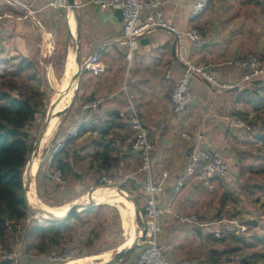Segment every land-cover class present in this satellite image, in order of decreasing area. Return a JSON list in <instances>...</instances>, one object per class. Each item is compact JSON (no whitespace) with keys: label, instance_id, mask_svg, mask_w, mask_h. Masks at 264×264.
Masks as SVG:
<instances>
[{"label":"crops","instance_id":"obj_1","mask_svg":"<svg viewBox=\"0 0 264 264\" xmlns=\"http://www.w3.org/2000/svg\"><path fill=\"white\" fill-rule=\"evenodd\" d=\"M21 1L31 6L34 16L24 21L12 19L3 23L0 30V59L3 62L4 57L10 55L19 56L20 60L26 58L38 67L47 83H50L48 70L54 77L58 72L62 74V70L58 71L59 59L64 63L63 78L65 64L71 55L76 72L77 58L82 68L93 54L99 56L105 69L100 74L81 72L68 104L71 108L57 117L61 123L53 138L48 140L50 143L43 145V137L39 151L47 149L49 160L53 146L64 140L68 131L81 122L79 136L70 141L49 166L46 159V185L43 182L42 188L53 185L56 192L60 189L66 193L70 190L85 192L91 185H97L102 176H107L111 183L100 184V187L118 185L137 200L140 208L144 207V176L141 162L132 150V104L146 123L149 138L156 146L153 165L165 185L160 203L165 204L168 200L194 149L214 150L227 159L228 177L216 180L209 189H199L195 182L188 183L175 209L178 215L199 212L210 219L226 217L227 202L239 187L240 191L244 190L239 176L246 170L243 160L252 156L246 145L254 143L248 140L250 135H255L235 130L225 120L228 116L242 114V104L255 99L254 95L250 98L251 90L255 88L256 93H261L260 89L264 87L259 85L264 79L242 82L243 70L227 63L258 53L264 64V0H212L208 10L194 20L191 15L199 0H164L167 19L176 33L162 30L142 39L129 69L125 59L127 47L120 43L123 18L117 16L116 10L102 9L92 0H74V6L62 13L47 8L45 0ZM6 13L14 16L26 14L14 4L0 0V14ZM35 22H39L43 30ZM194 27L202 31L203 41L186 40V56L198 65H218L212 70L213 76L234 88L218 91L206 81L193 78L187 93L186 110L182 116L176 117L170 94L183 71L176 58L177 33ZM99 98L104 102L98 109L83 108L87 102ZM183 133L192 136L191 144L182 138ZM242 137L247 140L242 141ZM47 150L44 155L48 154ZM248 166L251 168L252 164ZM40 169L38 166L36 176ZM49 169L50 172L59 170L66 185L52 181L48 176ZM96 185L95 189L100 188ZM36 186L41 188L39 181ZM204 190L211 195L203 194ZM219 198L222 206L217 209L215 204ZM180 228L188 238L199 233L203 241L214 239L201 231H188L170 222L162 241L168 256L183 247L178 245L173 232Z\"/></svg>","mask_w":264,"mask_h":264},{"label":"rangeland","instance_id":"obj_2","mask_svg":"<svg viewBox=\"0 0 264 264\" xmlns=\"http://www.w3.org/2000/svg\"><path fill=\"white\" fill-rule=\"evenodd\" d=\"M252 55L261 57L258 53L249 56ZM60 61L62 60L59 59L58 61V71L62 70V74L58 72L57 76L54 77L48 70L50 83L44 82L42 73L40 74L38 67L34 63H32L31 67L28 64H24L25 69L23 70V67L19 66V56L10 55L9 57H4L5 63L0 65V89L15 95L18 93L23 94L40 112L37 121L29 129L30 135L34 138V140L32 139L33 150L45 124L47 115L55 107V104L58 105L60 103L59 97H56L58 90L61 89L62 79L60 80L59 76L62 78L61 75H63L64 68L63 61ZM260 90L261 93H256L255 88H253L250 98L254 95L255 99L253 101L246 100V103L242 104L243 106L246 105L244 107L241 105L242 114L240 116L253 123L251 132L255 135V137L251 135V138L249 137L250 140L248 141H253L254 143L249 146L246 145V148H250L249 153L252 156L243 160V166L246 170L244 175L239 176V180H242L240 183L245 186L244 190L240 191L239 187L240 192L236 191L227 202V211L224 212L226 217H213L211 219L214 222H219L218 228L224 232L220 239L216 238L217 242L215 239L203 241L199 233L193 235L192 238H188V236L183 235L184 233L181 231V228L180 230H173L178 245L183 247L179 249L180 251H175V254H170V256L181 264H213L210 262L212 259H216L215 264H226L224 260L235 264H264V241L259 240L261 238L264 239V87ZM52 102L54 104L53 107ZM42 115H45L44 120L41 117ZM57 122V127L51 133L49 139H52L55 135L61 119L58 118ZM241 140L246 141L247 139L245 140L242 137ZM47 143H50L48 139L44 144ZM50 145L48 144L47 146ZM33 150L31 155L35 152ZM46 150L39 151L36 154L38 165L41 168L39 170L41 174L39 173L35 177V181H39L41 185L40 189L36 186L37 198L41 203L56 209L66 206L70 209L74 205H87L89 203V194L95 190L96 184L88 187L85 192L70 190L69 193H66L65 190L61 189L59 192H56L53 185H48V187L43 186L44 188H42L43 182L46 185L44 170L47 169L46 166L49 164L48 162L45 165L49 157L48 150V154L44 155ZM248 164H252V167L248 168ZM48 171L50 172V169ZM26 180L25 170L24 182ZM93 203L90 215L81 213V210H79L77 218L71 219L65 225L61 238L57 239L59 244L53 242V236H47L49 235L48 233L44 234L37 229V226L46 227L51 224L49 218L39 213L30 210L28 218L19 222H8L5 237L0 238V264H3L1 257L6 254L18 256L17 263L8 262V264H52L49 258L60 254L64 248L74 245L79 248L80 254L72 261H78L107 252L110 254L109 261L112 260L119 247L126 240L122 216L115 206L98 204L94 200ZM215 205V208H221L220 198L218 199V204ZM140 210L144 214V207H141ZM190 214H197L203 217V214L199 212ZM203 218L207 219V217ZM208 219L210 218L208 217ZM166 220V229L170 222H175L178 227H184L174 220V218L167 217ZM134 224L137 229L136 238H138L141 234V229L135 220V216ZM242 226H245L247 230L243 231ZM255 237L258 239H255ZM165 238L169 239L168 237ZM172 241L174 240H170V242ZM138 251L139 248L134 250L126 260L119 264H127L132 259H135ZM170 256L167 257L171 258ZM101 262L103 261L97 259L93 260L92 264Z\"/></svg>","mask_w":264,"mask_h":264},{"label":"built area","instance_id":"obj_3","mask_svg":"<svg viewBox=\"0 0 264 264\" xmlns=\"http://www.w3.org/2000/svg\"><path fill=\"white\" fill-rule=\"evenodd\" d=\"M9 4H14L25 12L22 16H14L12 13L0 15V23L5 20L16 19L24 21L33 18L34 13L28 3L21 0H5ZM46 7L66 13L69 10L68 0H45ZM92 2L102 9L111 8L121 10L123 16L122 38L120 43L127 47L125 59L127 68H130L135 53L139 48L142 39L158 31H168L176 33V29L167 19L166 3L164 0H92ZM211 0H199L194 6L191 18L194 20L202 16L208 9ZM39 29L42 26L35 22ZM186 40L192 42L203 41L202 31L199 28H192L184 33H177L176 58L178 63L182 64L183 71L179 82L172 88L170 98L173 104V114L176 117L182 116L187 107V93L190 81L193 78L204 80L218 91L232 89L234 86L223 84L212 74V70L218 65L208 64L202 66L191 62L186 56ZM227 64H233L243 70L242 82L250 83L264 77V65L258 55L248 56ZM104 64L100 61L97 54L91 55L83 64L82 71H91L94 74L104 72ZM104 102L103 98L89 101L84 105L85 110H96ZM132 116L130 119L131 130L133 133L132 150L138 156L141 162V173L146 178L143 184V191L146 197L144 206V220L146 234L144 241L140 242L139 251L133 261V264H181L167 257L162 241L166 232V218H174L185 230L201 231L207 235H214L220 239L224 233L218 228L219 222L203 218L197 214L176 213L175 205L185 187L190 182H195L199 189H209L216 180L225 179L229 174V164L223 154L214 150L197 148L194 149L189 157L188 163L183 173L178 178L171 195L165 204H161V198L164 194L165 185L160 175L157 174L153 161L156 154V146L149 138V131L143 118L136 112L134 106L130 104ZM227 124L238 131L252 133L253 123L240 115L228 116L225 120ZM81 122H77L66 134L64 140L53 146L50 152L49 164L51 160L60 152L67 148V144L76 139L81 131ZM187 144L193 142L191 135L181 134ZM49 178L61 185H66L62 173L59 170H53L48 173ZM100 184H110L107 176H102ZM243 231L247 228L242 226ZM80 250L77 246H69L62 250L56 256H52V264H67L79 256ZM18 256L6 254L1 257L2 261L17 263Z\"/></svg>","mask_w":264,"mask_h":264},{"label":"trees","instance_id":"obj_4","mask_svg":"<svg viewBox=\"0 0 264 264\" xmlns=\"http://www.w3.org/2000/svg\"><path fill=\"white\" fill-rule=\"evenodd\" d=\"M5 21L4 19L0 23V30ZM4 63L0 59V65ZM24 64H28L30 67L32 65L26 58H22L19 66L23 67V70L25 69ZM263 79L264 77L255 81ZM259 85L264 86V81L259 82ZM38 115H40V112L23 94L18 93L15 95L0 89V237L5 235L8 222H19L28 218L30 213L25 199L24 174L33 150L32 139L34 140V138L30 135L29 129L37 121ZM41 117L44 120L45 115ZM96 187H100V182ZM204 191L203 194L211 195L208 190ZM81 213L90 215L92 210L89 208ZM77 216L76 213L63 221H51L49 226H37V229L44 234L48 233L47 236H53V242L59 244L57 239L61 238L65 225ZM211 236L214 237V235ZM255 239L258 238L255 237ZM259 240L264 241L262 238ZM215 241L218 240L215 239ZM215 260L212 259L210 262L215 264ZM224 261L226 264H235ZM5 263L8 264V262Z\"/></svg>","mask_w":264,"mask_h":264},{"label":"bare ground","instance_id":"obj_5","mask_svg":"<svg viewBox=\"0 0 264 264\" xmlns=\"http://www.w3.org/2000/svg\"><path fill=\"white\" fill-rule=\"evenodd\" d=\"M76 69L77 68H76L74 57L71 55L69 56L65 64L64 76L61 81L62 83L61 89L58 90V93L56 95V97L57 96L59 97L60 103L58 105L55 104L54 105L55 107L50 112L52 116H51V120L49 122L48 128L45 131L46 135L44 134L45 137H44L42 144L45 143L48 136H50L51 133L54 132L55 127H57L56 125L58 123L57 122L58 119L55 116V114L63 110L70 103L73 97L74 85L71 87L70 80L72 76L76 73ZM37 160L38 159L36 158V156H33L31 171L29 173H26L27 180L28 178H31V182H30L28 194H27L28 202L30 205H32L35 208H38L49 214H53V215L63 218L66 216L67 212L69 211L68 206L64 208H60V209L51 208L50 206H47L41 203V201L36 196L35 177H36L37 169L39 166ZM91 198L92 200L96 201V203L98 204H110L117 208V210L121 213L123 227L125 229V234H126V240L124 244L119 247L118 250H122L123 248L130 246L134 242L135 238L137 237V231H136L137 229L134 224L133 205L130 202H128L125 198H123L121 195H119L115 188H107V187L97 188L93 191ZM44 217H47V214ZM109 257H110V254L109 252H107L105 254L83 258L78 261H71L67 264H92L93 260H97V259L102 260L103 262L101 263H105L109 261Z\"/></svg>","mask_w":264,"mask_h":264},{"label":"water","instance_id":"obj_6","mask_svg":"<svg viewBox=\"0 0 264 264\" xmlns=\"http://www.w3.org/2000/svg\"><path fill=\"white\" fill-rule=\"evenodd\" d=\"M68 4H69V6H74V0H68ZM116 14L119 18H123L121 10H116ZM77 64H78V70L74 74V76H72V78L70 80L71 87L76 84L75 82L77 81L78 77L80 76V74L82 72L81 63H80L79 58H77ZM68 92H69V90H68ZM62 94H60V95H62ZM68 108H69V105L66 106L63 110L57 112L55 114V116L60 117L64 112H66L68 110ZM51 116H52V114H50V112H49V114L47 115L45 124H44V126H43V128L39 134V137L37 138L36 144L34 145L35 152L31 155V157L29 159V162H28L27 168H26V173H29L31 171L33 156H36V154L39 153L41 141L44 137L45 131L48 128L49 122L51 120ZM145 181H146V178L144 177L142 185L144 184ZM30 182H31V178H28V180H26L24 182V192H25V199H26L27 205H28L29 209L32 210L33 212L39 213L42 216H45L47 214V218H49V221H63L65 219H67L69 216L80 212L79 210H81V212H82L84 210L91 208L94 205L93 200L91 198L93 191H91L89 194L90 195L89 203L87 205H84V206L74 205V206H72L69 209V211L67 212L66 216L63 218L58 217V216L53 215V214H49V213H47L43 210H40L38 208H35L29 204L27 194H28ZM113 187L116 188L119 195H121L123 198H125L128 202H130L133 205L135 220H136L139 228L141 229V234L138 236V238H136L134 240V242L130 246L123 248L122 250H118L112 260L105 262V263H98V264H119L120 262L126 260L130 256V254L133 253L134 250H136L140 247V242L144 241L145 234H146V226H145L144 216H143V214L139 208V205H138L136 199L133 198L132 196H129V194H127L125 191H123L118 185L113 186ZM130 264H133V262H131Z\"/></svg>","mask_w":264,"mask_h":264}]
</instances>
